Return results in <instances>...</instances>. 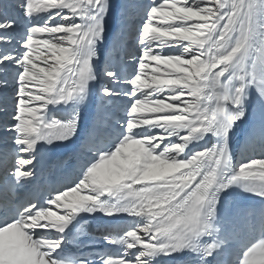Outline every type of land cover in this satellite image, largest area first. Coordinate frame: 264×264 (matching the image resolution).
<instances>
[{"label": "snow or ice", "instance_id": "obj_1", "mask_svg": "<svg viewBox=\"0 0 264 264\" xmlns=\"http://www.w3.org/2000/svg\"><path fill=\"white\" fill-rule=\"evenodd\" d=\"M0 95V264H264V0H0Z\"/></svg>", "mask_w": 264, "mask_h": 264}, {"label": "bare ground", "instance_id": "obj_2", "mask_svg": "<svg viewBox=\"0 0 264 264\" xmlns=\"http://www.w3.org/2000/svg\"><path fill=\"white\" fill-rule=\"evenodd\" d=\"M129 2L133 5L142 2V0H129ZM130 11H132L133 13L135 12V8L130 9ZM4 103V97L3 95H0V105H3ZM254 108L251 109V117L248 121V123H246L243 128L245 129V131H247L253 124L255 125H259L260 120L262 115H264V106H262L258 101H254L253 103ZM8 108L9 111H11V94H9V104H8ZM5 115L3 114V109L0 108V121L2 118H4ZM2 123L0 122V129H2ZM0 146H2V143H0ZM253 148L255 149V151L253 152ZM259 153H260V146L259 144H256L252 147L246 148L245 145L243 144V142H241V144L237 145V151H236V160L237 162H239L241 159L246 158L248 155H256L257 157H259ZM52 210L56 211L57 209L55 208V206H52ZM161 262L163 261V257L160 258Z\"/></svg>", "mask_w": 264, "mask_h": 264}]
</instances>
